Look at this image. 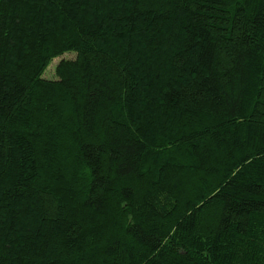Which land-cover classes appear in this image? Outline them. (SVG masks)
<instances>
[{
	"label": "trees",
	"instance_id": "trees-1",
	"mask_svg": "<svg viewBox=\"0 0 264 264\" xmlns=\"http://www.w3.org/2000/svg\"><path fill=\"white\" fill-rule=\"evenodd\" d=\"M0 264H264V0H0Z\"/></svg>",
	"mask_w": 264,
	"mask_h": 264
},
{
	"label": "rangeland",
	"instance_id": "rangeland-1",
	"mask_svg": "<svg viewBox=\"0 0 264 264\" xmlns=\"http://www.w3.org/2000/svg\"><path fill=\"white\" fill-rule=\"evenodd\" d=\"M75 53L70 51L63 52L60 56L52 58L48 66L45 68L42 78L46 80H54L56 79L55 68L56 65L61 60H73L75 58Z\"/></svg>",
	"mask_w": 264,
	"mask_h": 264
}]
</instances>
